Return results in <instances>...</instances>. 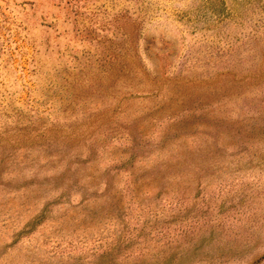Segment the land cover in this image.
<instances>
[{
  "label": "rangeland",
  "instance_id": "1",
  "mask_svg": "<svg viewBox=\"0 0 264 264\" xmlns=\"http://www.w3.org/2000/svg\"><path fill=\"white\" fill-rule=\"evenodd\" d=\"M0 264H264V0H0Z\"/></svg>",
  "mask_w": 264,
  "mask_h": 264
}]
</instances>
